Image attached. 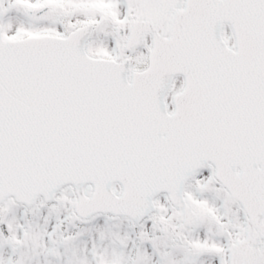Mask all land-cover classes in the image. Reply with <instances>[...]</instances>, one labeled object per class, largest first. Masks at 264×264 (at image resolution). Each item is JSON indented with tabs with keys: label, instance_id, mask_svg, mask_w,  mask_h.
Segmentation results:
<instances>
[{
	"label": "snow or ice",
	"instance_id": "obj_1",
	"mask_svg": "<svg viewBox=\"0 0 264 264\" xmlns=\"http://www.w3.org/2000/svg\"><path fill=\"white\" fill-rule=\"evenodd\" d=\"M0 264H264V0H0Z\"/></svg>",
	"mask_w": 264,
	"mask_h": 264
}]
</instances>
